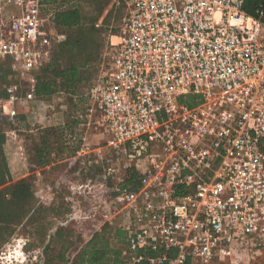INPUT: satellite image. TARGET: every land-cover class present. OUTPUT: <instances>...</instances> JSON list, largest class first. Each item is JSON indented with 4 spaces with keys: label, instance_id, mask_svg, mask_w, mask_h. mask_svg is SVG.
Returning a JSON list of instances; mask_svg holds the SVG:
<instances>
[{
    "label": "built area",
    "instance_id": "obj_1",
    "mask_svg": "<svg viewBox=\"0 0 264 264\" xmlns=\"http://www.w3.org/2000/svg\"><path fill=\"white\" fill-rule=\"evenodd\" d=\"M244 3L129 0L110 35L74 116L80 147L67 167L138 172L137 191L87 194L110 200L107 222L128 215L122 264H252L264 254V4L248 14ZM42 8L0 0V59L23 57L16 69L33 65L20 42L45 39Z\"/></svg>",
    "mask_w": 264,
    "mask_h": 264
},
{
    "label": "rangeland",
    "instance_id": "obj_2",
    "mask_svg": "<svg viewBox=\"0 0 264 264\" xmlns=\"http://www.w3.org/2000/svg\"><path fill=\"white\" fill-rule=\"evenodd\" d=\"M128 1L64 0L66 6L80 10L83 20L79 29L66 32L57 29L53 21L63 10L59 2L49 4L39 11L43 25L37 33L44 41L38 38L33 44H19L18 51L21 55L30 53L33 65L16 69L13 66L23 57L17 62L11 57L0 59V264H66L61 256L70 264L83 245L101 232L93 233L95 225L119 228L128 218L115 213L107 222L114 211L110 200L93 202L87 195L94 190L111 195L126 188L112 182L122 173L107 176L100 169L67 167L80 147L78 128L70 125L76 101L64 94L47 98L35 94L40 71H59L79 63L81 75L69 79L68 85L86 95L105 61L110 35L123 23ZM248 2L243 7H249ZM92 22L97 23L93 29ZM32 85V97L28 98ZM97 143L91 138L88 141L90 146ZM20 181L30 187L25 203L12 202L6 190V185ZM22 191L18 189L17 196L23 197ZM263 257V252L255 257L258 264H264Z\"/></svg>",
    "mask_w": 264,
    "mask_h": 264
},
{
    "label": "trees",
    "instance_id": "obj_3",
    "mask_svg": "<svg viewBox=\"0 0 264 264\" xmlns=\"http://www.w3.org/2000/svg\"><path fill=\"white\" fill-rule=\"evenodd\" d=\"M247 1H249V7H243V10L248 14H252L258 5L264 4V0ZM57 2H59V5L62 7L63 10L57 12L54 16L53 21L55 27L63 32L79 29V27L83 23L82 15L79 9H77L76 7L66 6L64 0H41V3L44 5V8H48L49 4ZM95 25L97 26V23H93L91 28L93 29ZM81 32L83 31H80V36ZM84 37V33H82L81 38ZM65 42L59 47H63L67 43ZM78 66L79 63L71 64L70 67L63 68L59 71L55 70L54 68H49L47 70L40 71L37 74V81L35 84L36 96L41 98H47L56 94H64L68 97V100L74 99V101H76V113L79 110L82 101L85 100L86 95H80L77 87L76 89L69 88L68 82L69 79H74L77 74L81 75V72L79 73ZM61 83L64 84L63 89L59 88ZM180 102L187 104L188 106H193L196 103V98L194 96H186L181 98ZM78 124L79 121L76 118H74V120L70 122V125H74L75 128L78 126ZM123 177L124 179L121 186L126 187L131 191L139 190V175L134 168H127L124 171ZM2 184H5V182H3ZM20 188L23 189V197L17 196V191ZM6 190L9 192L10 200L12 202L16 200L25 203L31 195L30 187L27 185V183H24L23 181H20L14 185H6ZM109 228V226H104L100 233L93 235L91 239L83 245L79 253L76 255L75 259H73L70 264H105L106 260L109 257L112 258V264H122L120 253L121 246L125 239V235L124 239L121 240L119 239L120 234L116 232L115 238L118 239L117 242L119 249L112 248L109 244V237L106 236V232ZM60 259L66 262V264L69 263V261H67V258L65 259L64 256H61ZM252 264H258V261L255 260Z\"/></svg>",
    "mask_w": 264,
    "mask_h": 264
},
{
    "label": "crops",
    "instance_id": "obj_4",
    "mask_svg": "<svg viewBox=\"0 0 264 264\" xmlns=\"http://www.w3.org/2000/svg\"><path fill=\"white\" fill-rule=\"evenodd\" d=\"M76 136L78 137V134H76ZM91 138V142H94V144H95V142H96V140L97 139H94V137L93 136H91L90 137ZM89 138V139H90ZM91 169H93V168H91ZM98 179H101L100 177H97ZM104 179V178H103ZM116 232L117 233H119L120 235H119V239H121V240H123L124 239V232L122 231V230H120V228H113V227H110L108 230H107V232H106V236H108L109 237V240H110V246L112 247V248H115V249H119L118 248V242H117V240L118 239H116L115 237H116ZM105 264H112V258H108L107 260H106V263Z\"/></svg>",
    "mask_w": 264,
    "mask_h": 264
}]
</instances>
